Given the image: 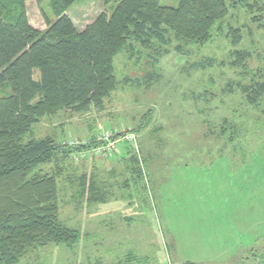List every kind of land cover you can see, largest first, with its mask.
I'll return each mask as SVG.
<instances>
[{
    "label": "rangeland",
    "instance_id": "374dc122",
    "mask_svg": "<svg viewBox=\"0 0 264 264\" xmlns=\"http://www.w3.org/2000/svg\"><path fill=\"white\" fill-rule=\"evenodd\" d=\"M51 1L27 3L34 27L55 20ZM258 2L262 11L232 7L205 45L171 34L169 45L134 43L115 57L116 88L102 107L65 110L35 126V137L64 130L67 139L136 129L144 179L128 173L122 155L68 162L59 178L61 218L85 238L35 248L19 264H138L126 261L130 253L146 256L142 264H233L243 244L256 247L245 264H264V96L253 105L241 88L264 83ZM108 9L105 0H80L68 14L82 31ZM230 27L241 30L238 46ZM236 50L251 52L244 66ZM151 72L160 75L152 84ZM84 173L101 182L105 203H87L72 190L71 180Z\"/></svg>",
    "mask_w": 264,
    "mask_h": 264
},
{
    "label": "trees",
    "instance_id": "16d2710c",
    "mask_svg": "<svg viewBox=\"0 0 264 264\" xmlns=\"http://www.w3.org/2000/svg\"><path fill=\"white\" fill-rule=\"evenodd\" d=\"M29 1L42 3L0 0V264H19L35 248L71 247L85 238L80 228L67 225L61 218L59 178L68 162L97 157L89 152L91 144L71 141L86 139L94 145L102 132L67 139L62 130L61 137L54 134L38 138L35 126L65 110L85 112L92 105L102 107L116 88L115 57L128 47L133 49L134 43L169 45L171 34L205 45L232 7L254 11L259 5L258 0L254 5L248 4L249 0H179L177 6L163 4L162 0H105L109 9L79 31L68 11L80 0H52L55 20L46 17L45 30L30 23ZM260 14L254 20L264 31ZM229 33L232 44L238 46L243 40L240 28L230 27ZM175 49L181 50L179 46ZM234 54L236 64L241 66L251 57L249 51L236 50ZM148 77L150 84L160 79L153 72ZM241 88L253 105L264 96V83ZM116 155L129 157L125 162L128 173L144 179L140 149L127 142L102 156ZM71 183L72 190L85 197V202L107 201L95 174L84 173ZM126 259L138 264L148 261L146 256L133 253Z\"/></svg>",
    "mask_w": 264,
    "mask_h": 264
},
{
    "label": "built area",
    "instance_id": "2783aa9c",
    "mask_svg": "<svg viewBox=\"0 0 264 264\" xmlns=\"http://www.w3.org/2000/svg\"><path fill=\"white\" fill-rule=\"evenodd\" d=\"M95 143L92 145L90 140L84 139L83 141L76 142L71 141V144H83V145H90L93 146L90 147L89 152L92 154H95L96 156H102L107 155L115 150H118L121 148V146L127 142L133 144L134 148L139 151V145H138V136L135 132L132 130H116V131H108V132H102L94 139ZM84 153H81V156Z\"/></svg>",
    "mask_w": 264,
    "mask_h": 264
},
{
    "label": "crops",
    "instance_id": "0c3cea01",
    "mask_svg": "<svg viewBox=\"0 0 264 264\" xmlns=\"http://www.w3.org/2000/svg\"><path fill=\"white\" fill-rule=\"evenodd\" d=\"M244 247H246L245 248V252L243 253H241L240 255H239V258L238 259H235L234 261H233V264H245L246 263V260H245V258L243 257V256H245V254H246V252L247 253H250L253 249H256V247L254 246V245H252V244H249V245H240L239 246V248H244ZM257 253V252H256Z\"/></svg>",
    "mask_w": 264,
    "mask_h": 264
}]
</instances>
